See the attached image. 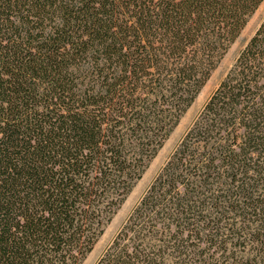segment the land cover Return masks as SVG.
<instances>
[{"label": "trees", "instance_id": "obj_1", "mask_svg": "<svg viewBox=\"0 0 264 264\" xmlns=\"http://www.w3.org/2000/svg\"><path fill=\"white\" fill-rule=\"evenodd\" d=\"M263 0H0V264H81ZM95 264H264V18Z\"/></svg>", "mask_w": 264, "mask_h": 264}, {"label": "rangeland", "instance_id": "obj_2", "mask_svg": "<svg viewBox=\"0 0 264 264\" xmlns=\"http://www.w3.org/2000/svg\"><path fill=\"white\" fill-rule=\"evenodd\" d=\"M263 18L264 0L248 18L239 35L230 44L217 66L212 70L208 80L205 82L192 104L181 116L177 125L174 127L168 138L164 141L162 147L158 150L155 157L150 161L141 178L135 183L124 202L116 210L111 220L105 226L102 234L93 245L92 250L87 254L81 264H95L96 260L114 237L133 206L140 199L158 170L165 163L183 133L191 125L192 121L201 110L209 95L231 68L239 51L245 46L249 38L260 25Z\"/></svg>", "mask_w": 264, "mask_h": 264}]
</instances>
